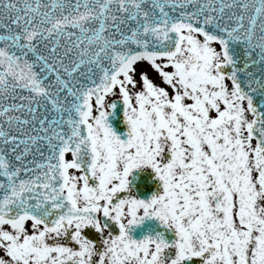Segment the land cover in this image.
<instances>
[{
  "label": "snow or ice",
  "instance_id": "snow-or-ice-1",
  "mask_svg": "<svg viewBox=\"0 0 264 264\" xmlns=\"http://www.w3.org/2000/svg\"><path fill=\"white\" fill-rule=\"evenodd\" d=\"M0 264H264V0H0Z\"/></svg>",
  "mask_w": 264,
  "mask_h": 264
}]
</instances>
